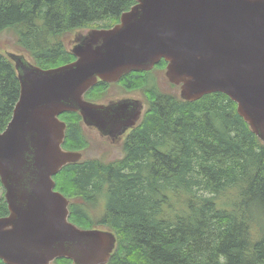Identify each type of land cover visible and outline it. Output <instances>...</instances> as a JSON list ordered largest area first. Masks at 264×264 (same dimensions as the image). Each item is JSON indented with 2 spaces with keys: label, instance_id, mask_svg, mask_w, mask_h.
I'll return each instance as SVG.
<instances>
[{
  "label": "trees",
  "instance_id": "1",
  "mask_svg": "<svg viewBox=\"0 0 264 264\" xmlns=\"http://www.w3.org/2000/svg\"><path fill=\"white\" fill-rule=\"evenodd\" d=\"M135 3L0 0V32L14 30L20 52L43 68L56 67L75 59L65 43L69 33L109 28ZM154 79L153 70L132 71L119 81L124 89H142L148 100L122 158L82 159L54 176L55 189L70 199V221L113 231L117 242L107 264H264V143L228 95L183 100ZM107 87L99 81L86 97L96 99ZM19 96L14 63L0 51V131ZM60 117L67 124L63 146L83 149L80 114ZM8 214L3 190L0 217Z\"/></svg>",
  "mask_w": 264,
  "mask_h": 264
},
{
  "label": "water",
  "instance_id": "2",
  "mask_svg": "<svg viewBox=\"0 0 264 264\" xmlns=\"http://www.w3.org/2000/svg\"><path fill=\"white\" fill-rule=\"evenodd\" d=\"M76 59L43 68L23 52L8 51L20 96L0 131V181L9 214L0 217V259L6 264H107L117 237L69 219L70 199L54 176L83 158L63 147L78 112L102 136L119 137L141 118L140 100L90 101L98 80L117 82L165 60L179 97L195 101L221 92L264 143V0H136L109 28L77 32Z\"/></svg>",
  "mask_w": 264,
  "mask_h": 264
},
{
  "label": "rangeland",
  "instance_id": "3",
  "mask_svg": "<svg viewBox=\"0 0 264 264\" xmlns=\"http://www.w3.org/2000/svg\"><path fill=\"white\" fill-rule=\"evenodd\" d=\"M79 31H73L65 37V43L67 47L73 46V40L75 34ZM16 35L14 30H5L0 32V51L5 53L8 51L20 52L21 50L16 45ZM154 76L156 85L159 89L165 93H174L179 97L180 86L171 83L166 75V65H157L154 68ZM99 91V90H98ZM93 93V96L98 97L96 99H90L95 102H105L109 100H120L124 98H133L138 100H143L145 103L144 110L148 107V100L142 89H132L127 90L120 84V82H114L108 84L106 90ZM88 97V96H87ZM85 138L87 140V145L83 149H78L83 152V159L94 158L100 160L101 162L108 163L110 161L122 158L124 155V140L119 139L118 141L108 140V138L102 137L100 133L93 128H88L83 125ZM4 188L0 189V196ZM102 214V208L100 205L95 206L93 209V217L99 219ZM99 228L106 229L105 227L99 226ZM259 233V229L255 230Z\"/></svg>",
  "mask_w": 264,
  "mask_h": 264
},
{
  "label": "flooded vegetation",
  "instance_id": "4",
  "mask_svg": "<svg viewBox=\"0 0 264 264\" xmlns=\"http://www.w3.org/2000/svg\"><path fill=\"white\" fill-rule=\"evenodd\" d=\"M140 104L142 105V107H143V109H144V107H145V103H144V101L142 100V101H140ZM129 132H130V130L129 131H127V132H125L123 135L125 136L124 138H123V140H125L126 139V137H127V135L129 134ZM105 138H107L106 136H104ZM114 137L113 136H108V140H111V139H113Z\"/></svg>",
  "mask_w": 264,
  "mask_h": 264
}]
</instances>
